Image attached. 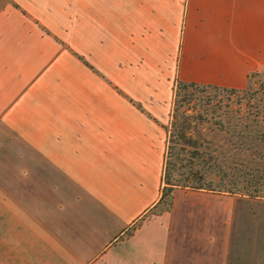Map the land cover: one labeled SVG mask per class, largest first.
Here are the masks:
<instances>
[{"label":"crops","instance_id":"crops-1","mask_svg":"<svg viewBox=\"0 0 264 264\" xmlns=\"http://www.w3.org/2000/svg\"><path fill=\"white\" fill-rule=\"evenodd\" d=\"M262 68L264 0H0V264H168L175 80Z\"/></svg>","mask_w":264,"mask_h":264},{"label":"rangeland","instance_id":"rangeland-1","mask_svg":"<svg viewBox=\"0 0 264 264\" xmlns=\"http://www.w3.org/2000/svg\"><path fill=\"white\" fill-rule=\"evenodd\" d=\"M194 96L214 108L197 128L213 156L210 163L225 172L223 182L231 190L202 191L232 199L223 204L178 193L180 212H174L177 227L168 264H223L225 259L231 264H264V202L253 207L246 200L264 199V68L253 72L241 90L208 88ZM165 125L171 128L169 121ZM212 180L217 187L219 177L213 175ZM177 191L191 190L175 187L173 199ZM165 200L166 196L157 209L165 208Z\"/></svg>","mask_w":264,"mask_h":264},{"label":"trees","instance_id":"trees-1","mask_svg":"<svg viewBox=\"0 0 264 264\" xmlns=\"http://www.w3.org/2000/svg\"><path fill=\"white\" fill-rule=\"evenodd\" d=\"M208 88L230 92L243 89L183 79L175 80L171 118L169 119L171 128L169 129L165 125L167 142L162 185L160 197L155 206H158L166 196L165 208L169 209L173 200L172 192L178 186L231 192L223 182L225 172L220 167L215 169L210 163L213 156L208 150V146L200 140L201 132L197 128L199 123L207 120L208 110L212 111L214 108L205 107V103L197 100L198 97L194 96V92L205 91ZM213 175L219 177V181L215 184L217 187L213 185Z\"/></svg>","mask_w":264,"mask_h":264}]
</instances>
